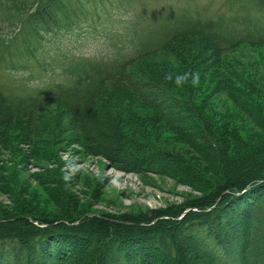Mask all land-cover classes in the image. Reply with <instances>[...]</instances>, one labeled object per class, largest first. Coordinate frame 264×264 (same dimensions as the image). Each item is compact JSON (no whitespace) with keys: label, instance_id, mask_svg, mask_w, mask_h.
<instances>
[{"label":"trees","instance_id":"obj_1","mask_svg":"<svg viewBox=\"0 0 264 264\" xmlns=\"http://www.w3.org/2000/svg\"><path fill=\"white\" fill-rule=\"evenodd\" d=\"M77 5L76 0H0V145L11 144L10 129H17L29 144L38 129V110L61 103L91 153L121 165L135 157L152 161L147 156L152 148L142 140L143 125L125 108L137 98L156 104L164 122L185 134L207 162H214L224 140L205 118L189 122L192 112L199 113L193 102L174 97L162 84L166 77L160 68L145 66L142 79L132 67L191 36H200L203 48L215 57L241 45H264V0H246L236 15L221 14L211 21L176 19L170 35L151 51L145 43L130 41L104 57H71L59 78L50 77L43 86L12 82L6 69L24 60L37 62L35 52L46 33L79 17ZM242 94L246 101L237 98V104L264 126V104L245 89ZM245 150L229 163L230 170L223 174L226 183L184 205L118 221L99 216L0 218V264H152L153 253L163 255L161 250L166 254L162 264H264V143L248 144ZM153 156L177 178L199 180L197 171L177 155L155 151ZM52 238L58 244L51 243ZM67 250L73 256L61 253Z\"/></svg>","mask_w":264,"mask_h":264},{"label":"rangeland","instance_id":"obj_2","mask_svg":"<svg viewBox=\"0 0 264 264\" xmlns=\"http://www.w3.org/2000/svg\"><path fill=\"white\" fill-rule=\"evenodd\" d=\"M77 2L79 17L65 20L61 28L46 33L41 49L35 52L37 62L24 60L6 69L10 70L12 82L22 80L34 87L43 86L44 80L59 78L62 65L71 57H104L130 41L145 43L151 51L166 39L165 34L170 35L174 28L168 30L174 20L185 22L189 18V22H195L206 17L218 19L220 14L234 16L246 0ZM10 32L11 28L6 38ZM145 66L163 71L166 81L162 80V84L169 86L174 97L191 100L199 110L190 114L189 122L205 118L227 149L222 143L221 154H216L214 162H207L185 134L164 122V113L156 104L134 98L126 102L125 108L139 126L143 125L142 140L152 148L147 155L152 161L135 157L121 165L88 150L63 104L44 106L38 110V129L29 144L17 129H10L11 144L0 145V218L27 215L73 220L99 216L118 221L122 216L134 218L174 204L184 205L226 183L228 179L223 174L230 170L229 163H235L248 144L263 145L264 126L248 116L236 99L246 101L245 94L239 95L245 89L250 97L264 104V45H241L215 57L203 48L200 36H191L169 50L140 60L132 70L143 79ZM155 151L177 155L197 171L199 180L170 174L161 159L152 157ZM247 197L250 199V195ZM51 241L57 243L55 238ZM71 252L61 253L69 256ZM160 253L166 256L163 250ZM157 255L153 253L152 264H162L164 256Z\"/></svg>","mask_w":264,"mask_h":264},{"label":"clouds","instance_id":"obj_3","mask_svg":"<svg viewBox=\"0 0 264 264\" xmlns=\"http://www.w3.org/2000/svg\"><path fill=\"white\" fill-rule=\"evenodd\" d=\"M182 79H183L182 77H181V78H178V79H177V83H180V81H181ZM192 82H193V83L196 82V78H195V77L193 78V81H192Z\"/></svg>","mask_w":264,"mask_h":264}]
</instances>
